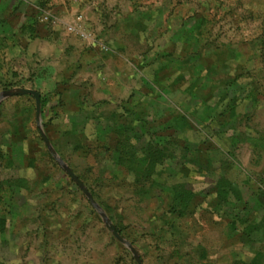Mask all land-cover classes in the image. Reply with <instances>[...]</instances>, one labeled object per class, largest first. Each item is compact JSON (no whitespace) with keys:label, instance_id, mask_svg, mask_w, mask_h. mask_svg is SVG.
<instances>
[{"label":"rangeland","instance_id":"1","mask_svg":"<svg viewBox=\"0 0 264 264\" xmlns=\"http://www.w3.org/2000/svg\"><path fill=\"white\" fill-rule=\"evenodd\" d=\"M3 1L9 23L32 14L43 36L42 16L131 79L107 138L92 122L63 136L54 113L41 123L141 264H264V0ZM34 109L0 103V264H136L50 155ZM129 123L134 156L115 169Z\"/></svg>","mask_w":264,"mask_h":264},{"label":"crops","instance_id":"2","mask_svg":"<svg viewBox=\"0 0 264 264\" xmlns=\"http://www.w3.org/2000/svg\"><path fill=\"white\" fill-rule=\"evenodd\" d=\"M12 11L14 9L7 2L0 5V14L8 16L7 19L0 18V82L29 83L28 86L19 84V88L13 89L37 92L40 103L44 105L40 109L41 116L54 113L57 122L64 123L66 127L62 130L63 136L74 134L92 122L97 129L96 135L107 138L115 127L110 125L109 118L120 114L116 109V99L124 97L126 102L133 92L131 79L129 85L127 82L122 84L113 61L89 57L83 43L76 41L72 33L59 38L61 28L41 20L42 16L39 21L48 29L43 36L37 31V22L32 14H24L20 24L9 23ZM17 97L21 96L6 99ZM123 111L128 114L134 110ZM126 123L125 120L123 127L128 126ZM129 126L128 149L123 153L116 151L110 158L115 169L120 167L121 156H134L132 147L136 140L130 123Z\"/></svg>","mask_w":264,"mask_h":264},{"label":"water","instance_id":"3","mask_svg":"<svg viewBox=\"0 0 264 264\" xmlns=\"http://www.w3.org/2000/svg\"><path fill=\"white\" fill-rule=\"evenodd\" d=\"M24 95H28L33 97L34 101H35V123L37 126V129L39 131V135L41 140L43 141L45 147L47 148V150L49 151L50 155L55 159V161L59 164V166L63 169V171L67 174V176L71 179V181L74 182V184L81 190V192L83 193V195H85L87 197V199L90 201V203H92V205L94 206V208L98 211V213L100 214V216L102 217L106 227L108 228V230L110 231V233L112 234V236L120 243H122L124 246H126L131 253L134 256V259L136 261V264H141L140 259L137 257L136 252L134 251V249L128 245L117 233L116 229L114 228V226L112 224H110V222L108 221V219H106L105 215L101 213V211L99 210V208L94 204L90 194L88 193V191L85 189L84 185L82 184V182L78 179V177L76 175H74V173L72 172V170H70V168H68L66 166V164L57 156V154L55 153V151L52 149L50 142L48 141L47 137L45 136L44 132L42 131V123H41V106H40V95L32 90H28V89H12V90H6L4 92L0 93V102L6 98H10V97H14V96H24Z\"/></svg>","mask_w":264,"mask_h":264},{"label":"trees","instance_id":"4","mask_svg":"<svg viewBox=\"0 0 264 264\" xmlns=\"http://www.w3.org/2000/svg\"><path fill=\"white\" fill-rule=\"evenodd\" d=\"M41 105V109L43 108V103L41 102L40 103ZM118 164H119V162H118ZM184 195H186V196H191V193H188V192H184ZM185 202V200L184 199H182L179 195H178V197L175 195L174 197H173V199H172V201H171V204H172V211H176V207L178 206V204H180V203H184ZM185 204V203H184ZM177 212V211H176ZM181 211L179 210L178 211V213H180Z\"/></svg>","mask_w":264,"mask_h":264},{"label":"built area","instance_id":"5","mask_svg":"<svg viewBox=\"0 0 264 264\" xmlns=\"http://www.w3.org/2000/svg\"><path fill=\"white\" fill-rule=\"evenodd\" d=\"M73 28H69V30H72ZM80 34H82V33H80Z\"/></svg>","mask_w":264,"mask_h":264}]
</instances>
